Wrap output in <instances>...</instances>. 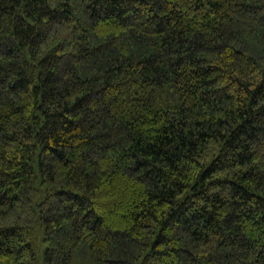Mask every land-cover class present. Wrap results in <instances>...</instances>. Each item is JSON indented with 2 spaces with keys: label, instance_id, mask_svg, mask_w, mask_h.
Instances as JSON below:
<instances>
[{
  "label": "trees",
  "instance_id": "1",
  "mask_svg": "<svg viewBox=\"0 0 264 264\" xmlns=\"http://www.w3.org/2000/svg\"><path fill=\"white\" fill-rule=\"evenodd\" d=\"M0 264H264V0H0Z\"/></svg>",
  "mask_w": 264,
  "mask_h": 264
}]
</instances>
